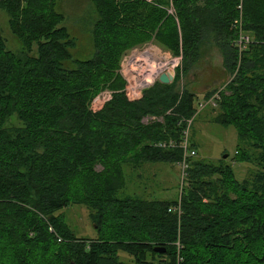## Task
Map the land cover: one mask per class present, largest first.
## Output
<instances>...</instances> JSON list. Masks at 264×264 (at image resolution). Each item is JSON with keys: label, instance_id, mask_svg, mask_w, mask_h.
Returning a JSON list of instances; mask_svg holds the SVG:
<instances>
[{"label": "trees", "instance_id": "trees-1", "mask_svg": "<svg viewBox=\"0 0 264 264\" xmlns=\"http://www.w3.org/2000/svg\"><path fill=\"white\" fill-rule=\"evenodd\" d=\"M89 1L94 54L68 68L75 38L58 1L0 0L22 46L0 35V264H264V0ZM239 3L253 37L242 50ZM149 42L180 63L170 83L129 99L122 56ZM206 45L228 72L210 120L235 129L234 155L188 158L175 199L121 194L125 167L181 161L178 145L158 143H178L215 90L199 100L178 87ZM104 89L111 99L92 103ZM71 205L87 209L94 237L75 235L61 212Z\"/></svg>", "mask_w": 264, "mask_h": 264}, {"label": "rangeland", "instance_id": "rangeland-1", "mask_svg": "<svg viewBox=\"0 0 264 264\" xmlns=\"http://www.w3.org/2000/svg\"><path fill=\"white\" fill-rule=\"evenodd\" d=\"M57 9L64 13L65 24L71 35L75 38V46L70 49L71 59L64 62L68 68L74 66L73 59H88L94 54L91 40V26L95 17L93 7L89 0H57ZM0 35L4 39L7 49L18 52L21 42L11 32L6 13L0 8ZM155 47L170 54L169 50L156 44ZM31 55H36L33 47ZM171 55V54H170ZM123 57V56H122ZM228 78V72L223 66L220 50L214 45H206L190 73L179 82V90L183 85L197 94L200 100L203 92L216 88ZM215 85V86H213ZM200 102H204L201 99ZM196 112L189 127L188 142L196 151L195 157L207 161H216L226 150V158L230 162L236 150L237 136L232 126L222 127L213 123L210 118L214 114L210 105L195 104ZM16 123V121H14ZM245 162H233L232 167L237 179L247 175L250 166ZM182 170L179 164L163 162L146 163L142 167H125V187L121 194L134 195L141 198L170 200L178 197L182 179ZM65 220L80 237H94L96 235L88 215L83 206H69L61 211ZM119 258L132 261V258L118 252Z\"/></svg>", "mask_w": 264, "mask_h": 264}, {"label": "built area", "instance_id": "built-area-1", "mask_svg": "<svg viewBox=\"0 0 264 264\" xmlns=\"http://www.w3.org/2000/svg\"><path fill=\"white\" fill-rule=\"evenodd\" d=\"M149 1V0H148ZM239 9V17L234 21L238 27V39L237 43L239 50L245 48V46L253 40L250 34L244 32L241 28V3L237 6ZM168 52V51H167ZM167 52L161 51L159 48L155 47L151 42L145 43L141 46H134L127 50L123 55L119 74L124 81L123 92L129 99L138 98L143 90L149 88L158 80L160 73H167L169 70H173V77L175 75V68L180 63V56H175L173 54H168ZM224 84L213 88L212 94L204 102H200L202 105L215 106L216 100L219 97V92L223 89ZM112 91L108 89L101 90L92 99V103L101 102L105 103L111 99ZM147 119H145L146 121ZM192 118L187 120L186 127L183 129L182 137L176 143L172 139L168 141H162L158 144L160 146H175L178 145L182 151V159L179 162L181 166L182 175L184 174V169L187 166V159L194 157L196 151L189 145L188 134L189 127Z\"/></svg>", "mask_w": 264, "mask_h": 264}, {"label": "water", "instance_id": "water-1", "mask_svg": "<svg viewBox=\"0 0 264 264\" xmlns=\"http://www.w3.org/2000/svg\"><path fill=\"white\" fill-rule=\"evenodd\" d=\"M173 80V70H169L167 73H160L158 76V81L164 84H168ZM214 86V85H213ZM227 154H223V158H226ZM154 251L156 252H164L165 248L164 247H158L156 246L154 248Z\"/></svg>", "mask_w": 264, "mask_h": 264}, {"label": "bare ground", "instance_id": "bare-ground-1", "mask_svg": "<svg viewBox=\"0 0 264 264\" xmlns=\"http://www.w3.org/2000/svg\"><path fill=\"white\" fill-rule=\"evenodd\" d=\"M176 8V7H175Z\"/></svg>", "mask_w": 264, "mask_h": 264}]
</instances>
